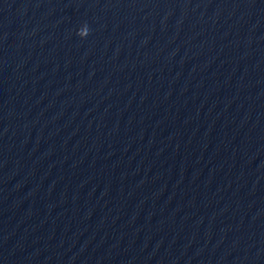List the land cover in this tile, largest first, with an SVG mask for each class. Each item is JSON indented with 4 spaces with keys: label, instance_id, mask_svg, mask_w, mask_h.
Here are the masks:
<instances>
[{
    "label": "water",
    "instance_id": "95a60500",
    "mask_svg": "<svg viewBox=\"0 0 264 264\" xmlns=\"http://www.w3.org/2000/svg\"><path fill=\"white\" fill-rule=\"evenodd\" d=\"M0 264H264V0H0Z\"/></svg>",
    "mask_w": 264,
    "mask_h": 264
},
{
    "label": "clouds",
    "instance_id": "9594fccd",
    "mask_svg": "<svg viewBox=\"0 0 264 264\" xmlns=\"http://www.w3.org/2000/svg\"><path fill=\"white\" fill-rule=\"evenodd\" d=\"M79 32H80V28L77 30V34H79Z\"/></svg>",
    "mask_w": 264,
    "mask_h": 264
}]
</instances>
